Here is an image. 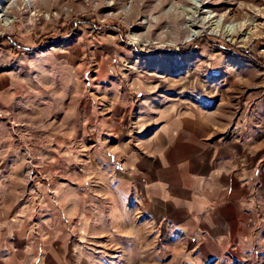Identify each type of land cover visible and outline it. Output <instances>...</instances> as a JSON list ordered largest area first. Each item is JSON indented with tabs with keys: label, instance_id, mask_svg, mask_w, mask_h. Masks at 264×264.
<instances>
[{
	"label": "rangeland",
	"instance_id": "374dc122",
	"mask_svg": "<svg viewBox=\"0 0 264 264\" xmlns=\"http://www.w3.org/2000/svg\"><path fill=\"white\" fill-rule=\"evenodd\" d=\"M26 1L0 0L1 202L26 186L32 193L39 181L35 167H51L57 156V178L64 183L90 170L85 126L101 111L107 84L120 82L125 88L118 94L129 90L137 98L136 90L149 93L143 90L158 83L165 103L196 104L227 133L243 116L244 100L251 97L249 109L255 99L264 100V68L236 50L199 43L200 36L253 52L264 46V0H33V9ZM84 19L94 25H77ZM219 19L224 28H239L228 36L216 28ZM59 29L61 35L44 39ZM259 111L252 122L264 121ZM73 136L75 143L68 140ZM28 145L43 154L44 165L28 155ZM18 209L0 207V216ZM133 220L118 241L121 248L104 241L98 263L168 264L153 226L140 213Z\"/></svg>",
	"mask_w": 264,
	"mask_h": 264
},
{
	"label": "crops",
	"instance_id": "0c3cea01",
	"mask_svg": "<svg viewBox=\"0 0 264 264\" xmlns=\"http://www.w3.org/2000/svg\"><path fill=\"white\" fill-rule=\"evenodd\" d=\"M158 85L135 98L117 93L124 84H107L101 111L85 126L84 175L57 178L54 138L57 158L35 167L32 193L26 186L0 201L19 208L0 216V264H101L104 243L121 248L139 213L163 241L168 264H264V132L252 133L264 121L250 119L264 100L250 109L251 97L244 100L227 133L196 104L165 103ZM26 148L44 165L43 154Z\"/></svg>",
	"mask_w": 264,
	"mask_h": 264
},
{
	"label": "trees",
	"instance_id": "16d2710c",
	"mask_svg": "<svg viewBox=\"0 0 264 264\" xmlns=\"http://www.w3.org/2000/svg\"><path fill=\"white\" fill-rule=\"evenodd\" d=\"M81 18H89V17H85V16H81ZM78 23H77V25H80L81 23L83 24V25H88V26H90V25H94L92 22H90V21H87V20H78L77 21ZM80 23V24H79ZM63 31V30H62ZM60 29H59V33H57V34H55V33H52V34H48V35H46V38L44 37V39L46 40V39H50V40H53V38H55L54 37V35H61V33H63ZM207 42L209 45H211V46H215V47H217V49H224L225 50V52H227V51H229V50H231V49H233V50H236L239 54H240V56H242V57H244V58H246V59H250V60H253V61H255L256 63H258V64H260V65H262V62H261V59H259L256 55H255V53L253 52V51H249V50H242V49H237V48H233L232 46H230V45H228V44H219V43H214L213 41H210V39H209V37H207V38H203V37H200L199 36V43L200 42ZM1 45V44H0Z\"/></svg>",
	"mask_w": 264,
	"mask_h": 264
},
{
	"label": "bare ground",
	"instance_id": "6f19581e",
	"mask_svg": "<svg viewBox=\"0 0 264 264\" xmlns=\"http://www.w3.org/2000/svg\"><path fill=\"white\" fill-rule=\"evenodd\" d=\"M196 1V0H195ZM26 2H28V8L29 9H33V7H34V3H36L35 1H33V0H27ZM26 2H25V4H26ZM182 6V5H181ZM25 7V6H24ZM182 9L184 10L185 8L184 7H182ZM184 11H188V9H186V10H184ZM213 18V17H212ZM14 20H10V21H8L7 23H6V25H9L11 22H13ZM215 24H216V28L218 29V30H220V29H225V32H226V34L228 35V36H231V35H233V33H235L236 32V30H237V27L238 26H235V25H233V26H225V28H224V25H223V21H222V19H219V20H217V21H215ZM239 28V27H238ZM217 31V30H216ZM222 33V32H221Z\"/></svg>",
	"mask_w": 264,
	"mask_h": 264
},
{
	"label": "built area",
	"instance_id": "2783aa9c",
	"mask_svg": "<svg viewBox=\"0 0 264 264\" xmlns=\"http://www.w3.org/2000/svg\"><path fill=\"white\" fill-rule=\"evenodd\" d=\"M255 55L261 59L262 66L264 68V46L259 47L256 51H254Z\"/></svg>",
	"mask_w": 264,
	"mask_h": 264
}]
</instances>
